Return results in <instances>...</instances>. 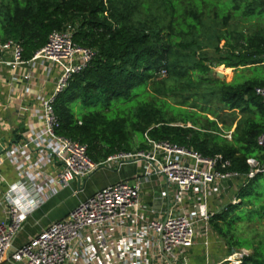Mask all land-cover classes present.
Listing matches in <instances>:
<instances>
[{"label": "trees", "instance_id": "1", "mask_svg": "<svg viewBox=\"0 0 264 264\" xmlns=\"http://www.w3.org/2000/svg\"><path fill=\"white\" fill-rule=\"evenodd\" d=\"M54 31L71 33L94 54L58 95L54 113L57 134L87 146L95 164L147 150V135L205 158L222 156L244 180L248 159L264 166L257 145L264 103L255 93L264 87V0L4 1L0 43L19 42L25 60ZM222 67L239 73L228 83L214 71ZM221 107L230 114L224 119ZM226 119H236L231 140L219 123ZM237 194L240 203L211 224L230 253L253 251L242 264H264V239L237 234L240 225L255 233L264 219V173Z\"/></svg>", "mask_w": 264, "mask_h": 264}, {"label": "built area", "instance_id": "2", "mask_svg": "<svg viewBox=\"0 0 264 264\" xmlns=\"http://www.w3.org/2000/svg\"><path fill=\"white\" fill-rule=\"evenodd\" d=\"M93 56L74 44L69 32L51 33L30 60L24 59L19 42L0 43V264H191L189 252L199 245L208 258V203L221 196L225 181L237 179L244 185L264 173V166L248 159L244 180L222 156L205 158L147 135V150L119 152L95 164L87 146L57 134L60 123L54 113L58 95ZM255 93L264 103V87ZM257 145L264 148V132ZM6 165L10 177L4 173ZM125 165L142 170L136 182L99 190L67 217L14 248L26 222L47 200L76 181L79 194L83 180ZM153 177L173 196L169 213L155 219L142 198L144 180ZM245 257L244 251L233 252L220 264H242Z\"/></svg>", "mask_w": 264, "mask_h": 264}, {"label": "crops", "instance_id": "3", "mask_svg": "<svg viewBox=\"0 0 264 264\" xmlns=\"http://www.w3.org/2000/svg\"><path fill=\"white\" fill-rule=\"evenodd\" d=\"M231 70L235 72L231 80L232 82L236 74L239 72H237L235 69H231ZM219 73H222V71ZM229 133L232 134L231 131L228 132V134L226 133L227 134L226 138L229 135ZM229 140H231V138ZM109 172L114 175L109 174ZM140 172H142V170L138 169L136 165H125L119 171L118 170H106L100 175L99 179L94 180L95 176H97L96 175L98 173L97 172L89 179L83 180L84 183L82 181L83 190L85 189L86 185L89 183L93 185L92 187H94L95 185L97 186L98 182L102 184V187L94 192H91L92 194L87 196L86 200L92 197L99 190L104 189L115 183H119L122 181H129L132 183L136 182V177L138 176ZM4 173L10 177L11 174H10V169L8 165L4 167ZM94 181H95V184H93ZM73 185H75L76 187L75 190H77L79 187V182L76 181L71 186ZM242 185H243L242 182L238 181L237 179L228 180L223 183L224 188L221 193V196L216 197L214 201L212 200L207 205L208 212L212 216L211 219L214 216L225 211V209L229 205L231 204L237 205L240 203L241 200L237 198L238 197L237 192L240 190V186ZM64 191L60 192L53 198L47 200L46 204L43 205L38 211H36L33 214V216H31L32 217L31 219L29 218L31 220L30 223H33L34 221L36 222L35 228H33V226H31L30 223H28V221L30 220L26 222L24 229L16 238V241L14 243L15 249L21 247L22 245L27 243L30 239L39 235L43 230L48 228L52 223L62 220L68 216V214L70 213L69 211H68L69 213L67 212L65 215L61 216L60 218L57 217L56 219L49 220L47 224L42 225L40 223L41 221L40 217L46 216L49 214H55L54 211L62 205V202H63L62 195ZM163 193L167 194L168 196L163 197ZM142 198L145 204L147 205V207H149L153 211V213L150 215L151 218L153 219L166 216L170 211L172 200H173L171 189H169L167 185H161L160 180L157 177L150 178L148 181L144 180L143 185H142ZM187 204L190 205V202H187ZM210 227H211V233L209 236L210 243L208 246L209 247L208 248L209 257L207 258L206 256V249L204 245H199L193 248L189 252V255L191 257V260H190L191 264H220L228 258V254L226 251L227 246L225 242L218 236L217 232L213 229V224H211V221H210ZM210 259L212 260L210 261ZM7 264H16V263H7Z\"/></svg>", "mask_w": 264, "mask_h": 264}, {"label": "rangeland", "instance_id": "4", "mask_svg": "<svg viewBox=\"0 0 264 264\" xmlns=\"http://www.w3.org/2000/svg\"><path fill=\"white\" fill-rule=\"evenodd\" d=\"M4 1L5 0H0V22H1L2 6H3ZM214 71H215L216 75H217L218 72L222 71V74L225 75L223 80H225L226 82H231V80H232V78H233V76L235 74V72H233L231 69H227L226 70V69H223V67L222 68H216V69H214ZM213 108H215V106ZM218 113H219V115H220V117L222 119H224L226 117V115H230V114H228L229 112H227L226 110H223L222 107L220 109H218ZM210 119L214 120L215 118L210 115ZM217 120H221V119L217 118ZM226 121H227L228 124L224 126L225 128L223 127L221 121L219 122L220 123V127H222L225 131L233 132L235 130V125L233 123L236 122V119H235V121L230 120V119L229 120L226 119ZM227 134H228V132H227ZM229 134H231V133H229ZM137 152H139V151H134V152H131V153H137ZM105 171L106 170H99L98 173L96 174L97 176H95L94 180L95 179L96 180L99 179L100 175L103 172H105ZM109 174L114 175V174H112L110 172H109ZM83 183H84V181H83ZM93 184H95V181L93 182ZM92 186L93 185L90 184V183L87 184L85 189L82 192H80L79 194H76L77 190H75L76 189L75 185L70 186L69 188H67L63 192V195H62V199H63L62 205L60 207H58L54 211L55 214H49V215L40 217L41 218L40 223L42 225L43 224H47L49 222V220L56 219L57 217L60 218L61 216L65 215L68 211L69 212L73 211V209H75L78 206L77 204H80L81 201L86 200V197L92 194L91 192H94V191L100 189L102 187V184H100V182H98L97 186L96 185L94 187H92ZM69 209H71V210H69ZM31 218L32 217H30V219ZM30 222H31V220L28 221V223H30ZM34 222L30 223V225L33 226V228H35V225H36V222L35 223ZM251 227L253 228V226H251ZM238 228H239V230L237 232L238 235L242 234L246 238L247 237H254L256 235H259L257 237V240L264 239V219L254 229L255 233L252 232L250 227H247V226L241 227V225H240V226H238ZM257 242H263V241H257ZM226 251H227V254H228V257H229L232 253L229 252L228 248H227ZM241 251H244L246 253V258L249 257L250 255H252V253H253L252 250H245V249H238L237 250L236 249V253L241 252ZM211 260L212 259H210V261Z\"/></svg>", "mask_w": 264, "mask_h": 264}, {"label": "water", "instance_id": "5", "mask_svg": "<svg viewBox=\"0 0 264 264\" xmlns=\"http://www.w3.org/2000/svg\"><path fill=\"white\" fill-rule=\"evenodd\" d=\"M217 76H218V78H220V79H223V77H224V75L222 74V73H217ZM78 182H80V181H78Z\"/></svg>", "mask_w": 264, "mask_h": 264}]
</instances>
